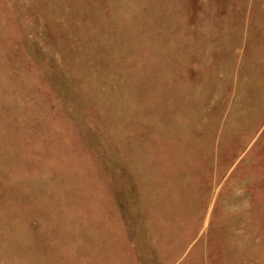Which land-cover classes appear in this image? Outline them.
I'll return each instance as SVG.
<instances>
[{
	"label": "rangeland",
	"instance_id": "374dc122",
	"mask_svg": "<svg viewBox=\"0 0 264 264\" xmlns=\"http://www.w3.org/2000/svg\"><path fill=\"white\" fill-rule=\"evenodd\" d=\"M0 264H264V0H0Z\"/></svg>",
	"mask_w": 264,
	"mask_h": 264
}]
</instances>
